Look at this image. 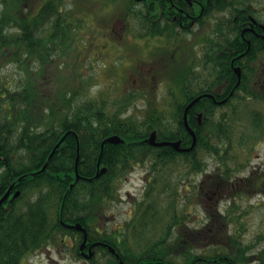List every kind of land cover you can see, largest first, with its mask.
I'll list each match as a JSON object with an SVG mask.
<instances>
[{"label":"trees","instance_id":"1","mask_svg":"<svg viewBox=\"0 0 264 264\" xmlns=\"http://www.w3.org/2000/svg\"><path fill=\"white\" fill-rule=\"evenodd\" d=\"M66 1L0 0V69L13 64L23 73L11 85L0 76V197L13 184L0 205V264H29L30 255L50 247L82 264H264V238L242 243L236 205L230 202L221 214L216 204L231 194L226 193L233 190L230 178L245 170L264 141L263 3L202 0L199 15L206 29L198 35L202 47L197 52L192 45L178 49L177 39L172 44L174 37L184 42L179 28L186 30L191 19L172 20L167 0H70V7ZM119 21L131 38L119 43L109 35L107 47L117 52L116 63H126L139 50L146 60L159 56L160 62L172 63L174 55L183 64L168 79L170 99H148L143 116L132 111L137 94L123 93L108 104L85 94L91 83L81 68L91 44ZM251 24L254 30L243 38L242 30ZM153 39L164 40L152 48ZM234 66L241 69L237 85ZM202 93H212L216 101L227 99L220 104L201 97L188 112L197 138L185 153L184 172L198 178L192 188L196 202L187 201L196 211L193 220L190 205L179 204L180 156L171 157L172 170L166 172L160 157L174 150L152 147L144 139L151 131L158 140L176 139L179 129L170 125L169 116L175 118L176 109ZM185 134L183 146L191 142ZM111 135L124 143L101 147ZM98 155L106 171L94 177ZM147 155L153 158L146 159V184L140 197H129L126 220L112 228L99 225L112 204L123 202L122 183ZM253 194L240 188L228 197Z\"/></svg>","mask_w":264,"mask_h":264},{"label":"rangeland","instance_id":"2","mask_svg":"<svg viewBox=\"0 0 264 264\" xmlns=\"http://www.w3.org/2000/svg\"><path fill=\"white\" fill-rule=\"evenodd\" d=\"M257 3H263L264 5V0H257ZM66 6L70 7L71 6V2L70 0L66 1ZM258 7H262V6H258ZM108 10V9H107ZM114 11V12H113ZM108 12H113V13H119V10H113L110 8V11ZM91 16V15H90ZM107 16V14H106ZM122 23L119 21V23L114 24L113 25V29L114 31V35H117L119 33L120 35V39H119V43H122V41L125 40V38L130 39L131 35L130 33L126 32L124 29H122ZM108 29V28H106ZM82 31H85L84 34L86 36L87 31L84 28ZM179 36H185L183 33H180ZM184 39H186L185 37H183ZM108 38L105 37H101L98 41H100L101 44H99L98 42H96L99 46H95V48L93 49L94 51H104L106 52V54H108L109 57H107L106 59L103 60H96L94 58H92L91 60L87 57V60L85 61L86 63H84L83 68H81V73H84L85 78H90V89L89 92H85V94H87V96H90V94H92V96L94 95L95 98H97V100H104L106 104H108L107 102L111 101V100H115L118 101L122 94L124 93V84L126 82V75L129 76V74L131 73L130 71L133 69L134 66L137 67H149L150 64L154 65L156 72L158 71H163L162 75L159 77V80H162L159 88L157 89L158 92H163L166 91V78L170 79L171 76H173V74H175L177 72V70H181V68L183 67L181 60H176L173 57H175L174 55H172V57L170 56L169 58H172V63H164L163 61L161 63H158V59L153 60V59H148L146 60L147 57L145 56H139L140 52L143 51H136L134 53V57L132 59H130L129 61H126V63H116V59L113 58V56L117 53L115 50L110 49L108 50V48L103 47L102 45L104 43H108ZM176 39L178 40L177 42V47L178 49L182 50L183 47H187L189 46V42L186 40H184L183 43H181L180 39L175 38L174 37V41L172 42V44L176 42ZM164 39H153L151 40V44L150 47L152 48H156L158 46L162 45ZM86 48V47H84ZM104 48V49H103ZM88 49V46H87ZM178 49L176 48V52L178 51ZM92 50V49H91ZM90 50V51H91ZM92 50V51H93ZM153 50V49H151ZM135 60H137L138 63H135ZM90 61V62H89ZM152 61H157V63H151ZM92 62V63H91ZM90 63V64H89ZM83 64V63H82ZM123 69H125V72L122 71ZM117 70L118 73L121 72V80L120 82L117 81L115 78L112 79V73ZM68 71H70V67H67V70L65 71V73H68ZM55 73V72H54ZM54 73H52L54 75ZM21 75H23L22 72H20V70L14 66L13 64H10V66H6L2 69H0V76L5 77V80L11 85V83H16L20 80V78L22 77ZM47 75L50 76L51 72L48 73ZM127 76V77H128ZM159 76V75H157ZM133 77V76H132ZM132 77L128 78V81L131 80ZM124 79V80H123ZM48 81V80H47ZM50 82V81H49ZM72 82V87H75V83H76V79L71 80ZM109 84H111V88L107 89V87L109 86ZM130 84V81H129ZM47 88H49L52 90L54 88V85L52 84H46ZM123 88V93H115L116 91H118L119 89ZM103 91L107 92L108 95L106 96V93H103ZM101 92V96L104 97H100L98 96ZM138 96L139 94L136 93ZM96 95V96H95ZM155 95V94H153ZM157 97V96H156ZM141 106V103H138V107ZM258 153V156H254L252 162H251V166L254 167H259L260 169L264 168V144L261 147V149H258L254 152ZM208 162L209 165L213 166L216 165L214 164V161L212 159V157L206 155V160ZM182 172V171H181ZM181 172H177V174H181L180 178H181V186H182V195L181 197H179V204L183 203L186 205H190V208L188 209L186 207L187 213L190 214L193 217V220H195V213L196 211H194L193 207L194 205L189 202H186V198L187 196L190 197L194 202H196V198L193 196V192H192V188H193V183H196L198 181L197 176H191V177H187L185 175V173H181ZM176 174V175H177ZM122 188H121V193L123 196V202L119 203V204H112L110 207V213L107 215H103L101 216L100 219V223L99 225L103 226V224H107V226L109 227H115L117 224L119 223H123L126 220V216L128 213V210L130 208L129 205V197H140L139 195H141L142 192V188H143V182L141 181L140 175H136V174H132V176L130 175V177L124 181L122 183ZM184 186H187L188 189H184ZM185 202V203H184ZM195 204V203H194ZM235 205L237 207V210H235L233 213L235 216L238 217L239 221H237V227H239V235H240V240L242 241V243L244 244H253L258 242V240H261L264 238V196L263 195H256L252 198H247L246 197H238L236 198V202ZM181 208V206H180ZM200 216H202V213L199 212L198 213ZM262 243L260 242L259 245H261ZM68 253V252H67ZM51 258H53L54 260H56V264H82L83 261H79V262H73L74 259L71 257L70 253L66 254V253H62V252H57L55 249L52 250L50 249L48 253H44V254H38L36 256H33L31 258V261L29 264H47V262L49 260H51Z\"/></svg>","mask_w":264,"mask_h":264},{"label":"flooded vegetation","instance_id":"3","mask_svg":"<svg viewBox=\"0 0 264 264\" xmlns=\"http://www.w3.org/2000/svg\"><path fill=\"white\" fill-rule=\"evenodd\" d=\"M178 3L181 4H185L183 1H186L187 3L185 4V6H181V5H174L172 0H167L165 2H168L169 6V11L168 13L170 15H173L171 18L172 20H175L176 18H185L186 16H188L191 21L190 22H186V30H181L183 31H187L190 33V36H193V48H195L197 50V52H200V49L202 47V41H199V37L198 35H201L204 30L206 29V26L204 25L203 22H201V17L199 14H201L203 12V4H202V0H176ZM155 2H159L158 0H155ZM219 12H217L218 14ZM187 20V19H186ZM219 20V18L217 19V21ZM209 28V26H208ZM177 28L175 27V31L178 32L176 30ZM180 30V28H179ZM179 31V32H181ZM107 34H105L106 36ZM110 36H114V31L112 29V31L109 33ZM117 36L120 38L119 33L117 34ZM95 46H98L97 44H91V49L93 50L95 48ZM197 63V62H196ZM194 63L196 65V70L199 68L198 65ZM162 64V63H161ZM193 64V63H192ZM232 65V64H231ZM154 65H151L149 67H137L135 66L134 69H132L128 75H126V82L124 84V92H127L128 94L130 93H145L147 90H150V93H155V98L156 100H160L162 98H166L167 100L170 99V92L168 91H163L158 92L157 89L159 88L162 80H159L160 76L157 75H161L160 71L156 72ZM128 76V77H127ZM133 76V77H132ZM132 77L129 84L128 78ZM115 78L117 81H119V76L117 75V72L114 71L112 73V79ZM263 83H264V77H263ZM264 87V84H262ZM111 87V85H109L107 87V89H109ZM250 89L252 88L251 86L249 87ZM157 96V97H156ZM141 103V106L139 108H135L133 109V114L137 115V116H143V108L142 106L147 102V98L145 97V95H143L141 98H139L137 100V105L138 103ZM184 109V107H183ZM183 109H181V111L179 110H175V118H172L169 116V121H171L172 127L179 129V131L174 135L176 139L179 140L180 144L178 145L177 149L183 148L182 146V140L187 139L186 138V134L188 133L186 126L184 124V120H183ZM184 131V133H180V131ZM71 131V130H68ZM179 137V138H178ZM146 138V137H145ZM176 139H172V140H176ZM264 143V142H263ZM152 146V145H151ZM187 146V145H185ZM157 148V146H152ZM170 149L174 150L173 152L168 153L167 157L162 158L160 157V163H166L167 164V169L166 172H171L172 167H171V157H177L179 158L180 156V160H181V173L184 174V172L186 171V162L187 161V152H181L180 150H176L175 148H173L172 146H167ZM148 153V152H147ZM158 156V155H157ZM149 158H153V156H148L147 158H143L138 160L136 165V169L131 171L130 174H136V175H140V178L146 180L147 178V164H146V159ZM142 175V177H141ZM129 176H126V179H128ZM203 178V175L200 174L199 176V180L201 181ZM233 182H230V187H235L238 186V188H245L246 190H249L250 192H254V194H260L263 193L264 194V168L260 169L259 167H256V169H251L248 173H246V175L244 177H238L235 178L234 180H232ZM188 201V196L186 198V202ZM264 242V241H263Z\"/></svg>","mask_w":264,"mask_h":264},{"label":"water","instance_id":"4","mask_svg":"<svg viewBox=\"0 0 264 264\" xmlns=\"http://www.w3.org/2000/svg\"><path fill=\"white\" fill-rule=\"evenodd\" d=\"M235 72H236V76H238V82L240 80V68L237 67L235 69ZM203 96V95H201ZM200 96V97H201ZM207 96H212L211 94H207ZM200 97H197V98H194L187 106L186 108L184 109V123H185V126L186 128L188 129L189 133L192 135L193 137V140H191V145L188 147V148H183V149H180V150H192V148L194 147L195 145V142H196V136H195V133L193 132V130L190 129L188 123H187V113H188V110L190 109V107L197 101L199 100ZM150 144L152 145H157V146H162V145H172L174 148L177 149V146L179 144V141H176V142H167V141H161V142H156L155 141V133H151V135L146 139ZM104 142H110V143H120L122 142V139H120L118 136H110V137H107ZM104 142L102 144H104ZM101 144V145H102ZM58 145V144H57ZM78 159V157H77ZM76 159V160H77ZM99 161L100 159L98 160V165H99ZM47 165V163H46ZM46 165L43 166V168H41L42 170H44V168L46 167ZM103 172H105V168H101L97 171L95 177L99 176L100 174H102ZM78 177V176H77ZM12 186V185H11ZM11 186L9 187L8 190L5 191L4 195L0 198V204L3 203L4 201H6V198L9 196L10 194V189H11ZM79 229L82 228L81 226L78 227Z\"/></svg>","mask_w":264,"mask_h":264}]
</instances>
